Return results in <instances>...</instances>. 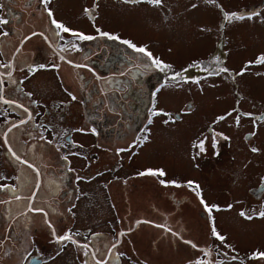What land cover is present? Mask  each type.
Here are the masks:
<instances>
[{
	"label": "flooded vegetation",
	"instance_id": "flooded-vegetation-1",
	"mask_svg": "<svg viewBox=\"0 0 264 264\" xmlns=\"http://www.w3.org/2000/svg\"><path fill=\"white\" fill-rule=\"evenodd\" d=\"M76 1L73 3L72 0L70 2L48 0L45 3L44 0H0V74H2L0 75V155L8 157L12 165V172H10L6 164H3V160H0V250L2 249L4 253L13 248L14 252V260L4 259L1 260L2 264H10L12 261H15L13 264H31L33 263L31 260L35 257L41 259L36 264H97V261H107V264H132L133 261H137L131 254V249L120 248L124 240L129 238V231L120 230L116 233L115 223L113 224L112 217L108 216L110 203L113 205V202L104 192L107 188L105 181L101 182L100 187L103 188V195H98L100 172L108 173L104 170L108 166L111 168L112 162L116 161L115 151L109 150L113 153L107 157L112 159L107 160L105 150L102 151L101 156L98 148L88 146L91 144L98 146L99 139L108 140L111 136L113 140L116 137H130L149 124L150 117L148 119V116H135L134 112L138 108L142 110L149 102V89L152 87L155 74L151 68L147 67V63L133 58L135 48L123 42L128 37L114 32L110 36H118L121 41L100 40L101 31L95 24L98 23L96 10L98 4L103 5L100 4L102 0H88V3L82 5H78ZM108 1L122 3L123 7L135 6L139 3L148 4L151 9H159V3L150 2V0ZM59 6L62 11L72 12L71 16L75 18L74 23L58 14ZM207 8L210 9H202L199 15L208 23L207 25L213 24L214 28H218L214 30L217 32V38L214 41L215 47L210 51L209 67L204 69L203 65H196L195 68L182 73L187 80L192 77H207L206 79L211 81L210 87H217L216 83L222 79L228 82L224 81L226 85L222 89L229 86L232 98L228 96L229 93H224L226 109L219 114L220 116L215 115L216 123L223 125L221 135L228 137L226 139L228 145L232 144L229 139L233 138L230 129H235L241 138L243 145L241 153L244 151L245 154L242 153V155L246 158H242L244 162L237 173L243 176L242 182L249 175L255 174L258 177L248 189L247 197L243 196L244 194L240 197L239 200L244 202V206L238 210V213L244 212L247 215L259 217L257 213L264 211V156L258 152L264 151L262 149L264 148V144L262 145L264 143V133L262 136L264 102L248 93L245 89L247 86L245 81H252L249 76L264 78V69L261 67L264 63L258 62V57L264 56V51H258L254 56L245 58L240 66L235 68L230 64L227 39H230L231 30L236 34L239 28L237 26L243 24L259 23L264 29V0L241 4L236 8H230L224 0H212ZM213 10L218 14L217 17L216 13L213 14ZM225 15L230 16L231 19L226 20ZM84 18L92 23V32L82 31ZM53 20L62 23L73 32L94 38L82 40L70 32H63L57 29ZM215 20L216 24L213 23ZM103 33L108 32L105 30ZM153 58L159 59L149 57L152 61ZM246 65H248L247 68H245ZM223 68L229 69V72L220 71ZM102 71H118L117 75H124L117 78L125 84L124 88L130 86L132 92L136 88L137 100H134L129 108L132 114L129 113L123 122V132H110L109 135H105L104 130L107 128L109 118L100 116L99 110L96 111L97 115L91 114L88 110V98L84 96L81 82L89 78L87 82L89 84L98 76L100 80L99 86H96L97 94L106 95L107 89L103 88L102 79L99 76ZM149 71L152 73L149 74ZM148 76L152 78L148 79ZM120 84L121 82L117 83V85ZM255 88L258 89L257 85ZM117 90H115V96L109 95L110 98L119 97ZM221 90L219 89L220 92ZM90 95L92 96L93 93L91 92ZM151 96L155 98L157 91L152 92ZM75 103L77 105L74 111ZM100 103L103 105L104 99ZM220 117L225 119H219ZM208 133L214 132L210 129ZM251 133L254 135H250ZM253 147L258 151H251ZM21 153H29L33 159L28 161L21 157ZM131 156L132 153L127 154L124 163L131 162L129 160ZM19 163L29 168L34 178V190L28 197L22 196L18 188ZM147 169L141 168L135 173L141 174L147 172ZM71 177L75 178L74 182L81 186L75 197L69 196L66 191L67 178L71 182ZM44 183L46 186L55 188L54 191L61 195L59 202H63L64 208L70 207L69 212L75 202L77 209H80V203H84L80 213L88 220V227H73L71 224L70 228L62 231V228L60 229L51 221L50 213L41 208H33ZM83 184H86V188L90 185L89 191H85L86 194L89 193L87 196L84 195ZM50 199L47 197L45 200ZM25 201H27L28 213L31 212L32 216L38 215L37 219L42 221L41 230L46 231L45 235L49 241L55 245L56 242L59 244L57 245L59 250L56 253L58 258H61L59 260L68 257V261L57 262L59 260L44 255L42 248H36L38 239H32L36 234L33 232L36 228L34 226L36 217L26 219L24 224L20 221L23 216L19 215V207H23ZM90 209L92 211H89ZM64 216H67L66 211ZM260 218L264 219V217ZM103 224H107L108 227H99ZM69 230L72 239L77 243L57 239L68 234ZM40 244L46 246L50 252L55 247L46 243ZM193 244L197 246L194 248L200 252L197 259L204 260L208 264H256V261L260 260L264 263V258L256 257L258 253H264V248L261 246L253 247L250 259L238 260L235 253L230 252L232 248H229V251L216 253L214 249L219 248L218 242H210L209 246H199L194 242L186 245ZM113 245L116 246L113 247ZM85 252L88 255H85ZM206 252L209 254L205 255Z\"/></svg>",
	"mask_w": 264,
	"mask_h": 264
},
{
	"label": "rangeland",
	"instance_id": "rangeland-1",
	"mask_svg": "<svg viewBox=\"0 0 264 264\" xmlns=\"http://www.w3.org/2000/svg\"><path fill=\"white\" fill-rule=\"evenodd\" d=\"M72 1L75 3V0ZM224 1L230 8H236L256 0ZM76 2L82 5L89 1ZM211 3L212 0H161L159 9H151L148 4L138 3L135 6L123 7L122 3L102 0L100 4L103 5L98 4L96 10L98 23L95 26L101 32L106 30L109 35L119 32L128 37L125 41H129L137 48H145L152 57H158L163 65L171 66L162 71L149 56L136 51L133 58L147 63V67L155 74L152 87L149 89V102L142 110L138 108L134 112L135 116H148V119L150 117L149 124L130 137H116L113 140L111 136L108 140L99 139L98 146L93 144L88 146L98 148L101 156L105 150L106 157L113 153L109 150L115 151L116 161L112 162L111 168L108 166L104 170L108 173L100 172L98 195H103V188L100 187L101 182L105 181L107 188L104 192L106 197H111L114 205L110 203L108 216H111L113 224L115 223L116 233L120 230L129 231V238L124 240L120 248L131 249V254L137 259L132 264H196L195 260L200 252L186 245L188 241L199 246H209L210 242H218L219 248L214 249L216 253L232 248L230 252L235 253L238 260L250 259L254 246L264 248V219L260 217L246 219L238 213L244 206V202L239 200L240 197L243 194L247 197L248 189L258 177L255 174L249 175L242 182L243 176L237 173L244 162L242 158H246L242 155L245 152L241 153L243 147L241 138L235 129H230L233 138L229 139L232 144L228 145L227 140L221 135L223 125L216 123L215 115L218 116L226 109L224 93H229L228 96L232 98L231 88L225 86L226 88L222 89L227 82L223 79L215 82L217 87H210L211 81L206 79L207 77H192L187 80L182 73L184 70L195 68L196 65H203L204 69L209 67L210 51L215 47L214 41L217 38V32L214 30L218 28H214L213 24L207 25L199 12L202 9H210L207 6ZM214 13L216 12L213 10ZM58 14L74 23L75 18L71 16L70 10L62 11L59 6ZM216 20L213 23L216 24ZM82 25L83 32H92V23L86 21V18ZM240 26H237L239 28L236 34L231 30L230 39H227L230 64L235 68L239 67L245 58L254 56L258 51H264L263 27L259 23ZM100 33L101 41H121L118 36H115L117 39H111ZM261 67L264 69V66ZM117 72L102 71L99 74L103 88L107 89L106 95L97 94L96 86H99L100 80L98 76L89 84H87L89 78L81 82L91 114H96L99 110L100 116L109 118L107 128L104 130L105 135L124 131L123 122L129 113L132 114L129 108L133 101L137 100L136 88L133 92L130 86L124 88L122 80H117L124 75L119 76ZM151 73L149 71V74ZM177 73L180 75L177 76ZM108 74L111 75L108 77ZM151 78L152 76H148V79ZM201 78L203 80H200ZM249 78L252 81H245L247 85L245 89L251 96L264 102V78L252 76ZM119 82L121 84L117 85ZM256 85L260 90L255 88ZM116 89L119 90H117L119 97L110 98L109 95L115 96ZM219 89H222L221 92ZM155 91L157 96L153 98L151 93ZM102 99L103 105L100 103ZM76 105L77 103L73 105L74 111ZM210 129L214 133L209 134ZM263 133L264 130L262 136ZM122 149L124 151H121ZM258 152L264 156V151ZM129 153H132L129 159L131 162L124 163V159L127 158L125 156ZM21 157L28 161L33 159L29 153H21ZM106 159L111 160L112 157ZM0 160H3V164L12 172L10 159L0 155ZM18 165V188L22 196L28 197L34 190V178L29 168L20 163ZM141 168H148L147 172H143L144 175L135 173ZM149 170H153L152 172L162 170L165 175L149 174ZM74 180L75 178L71 177L70 182L67 178L66 191L69 196L75 197L81 186ZM161 180L166 183L162 184ZM173 181L175 184L171 183ZM189 181L193 183L189 185ZM82 189L85 196L89 195L85 191H89L90 185L86 188V184H83ZM54 190L53 186H46L44 183L37 195L38 201L36 200L32 207L50 213L51 221L62 228V231L70 228L71 224L73 227H88V220L80 213L84 203H80V209H77L75 202L69 212L70 207L62 206L63 202H59L61 195ZM94 195L97 196L95 193ZM47 197L51 199L45 200ZM201 197L204 203L201 202ZM26 204L27 201L23 207H19V215L23 216L20 221L24 224L26 219L36 217L34 221L36 228L33 231L36 234L32 239L37 238L40 243L55 246L50 252L46 246L37 242L36 248H42L44 255H49L51 259H61L56 255L59 244L56 242L55 245L49 241L45 235L46 231L41 230L42 221L37 219L38 215L32 216L31 212L28 213ZM204 204L212 207V211L209 212ZM65 211L67 216H64ZM71 215L72 217H69ZM213 224L216 231L225 237L223 241L212 236ZM99 227L107 228L108 225L103 224ZM2 252L1 249L0 264L4 259L14 260L13 248ZM5 255L7 257H4ZM256 264L264 263L260 260L256 261Z\"/></svg>",
	"mask_w": 264,
	"mask_h": 264
},
{
	"label": "snow or ice",
	"instance_id": "snow-or-ice-1",
	"mask_svg": "<svg viewBox=\"0 0 264 264\" xmlns=\"http://www.w3.org/2000/svg\"><path fill=\"white\" fill-rule=\"evenodd\" d=\"M44 2L47 3L48 0H44ZM125 2H128V0H125ZM132 2H135V0H132ZM150 2H154V3H157V4H158V3L161 2V0H150ZM86 11H88V10H86ZM232 15L235 16V14H232ZM49 16H51V12H49ZM237 18H240V17H237ZM225 19L228 20V19H231V17L228 16V15H225ZM53 23L56 25L57 29H60V30H62L63 32H70L72 35L77 36L79 39H82V40H90V39H93V38H94V37H91V36L84 35V34H82V33H76V32H73L71 29L67 28V27L64 26L62 23H59V22H57V21H55V20H53ZM98 31H99V30H98ZM100 35H102V36H108V37L111 38V39H117V38H118V37L110 36L108 33H103V32H101ZM123 42L126 43V44H129L130 47L135 48L136 51L141 52V53H144L145 55L151 57V53H150V52H146V49H145V48H143V47H139V48H137L135 45L131 44L129 41H123ZM61 59H63V57H61ZM258 62H260V63H264V56L258 57ZM153 63H154L156 66L161 67V70H162V71H163L165 68H170V67H171L170 65H163V62H162V61H160L159 59H155V58H153ZM249 63H251V62H249ZM3 67H8V65H3ZM247 67H248V65L245 66V68H247ZM220 71H223V72H229V69H227V68H223V69H221ZM241 74H242V73H241ZM0 75H2V74H0ZM176 75L179 76L180 73H177ZM73 99H75V97H73ZM229 115H231V113H229ZM246 115H250V114H246ZM219 119H225V117H220ZM166 122H167V121H166ZM236 122H237V124L239 123V118H238V117H237ZM93 131H94V130H93ZM250 135H254V133H251ZM224 138H225V139H228V137H224ZM201 150H203V148H202V144H201ZM121 151H124V150L122 149ZM251 151H253V152H257L258 149L255 148V147H253V148L251 149ZM17 159H19V157H17ZM25 163H27V162L25 161ZM29 166H31V165H29ZM144 174H145V173H141L140 175H144ZM149 174H153V175H157V174H158V175H160V176L165 175V173H164L162 170H157V172H152L151 170H149ZM161 183H162V184H165L166 182L163 181V180H161ZM171 183H172V184H175L174 181L171 182ZM188 183H189V185H191L193 182L189 181ZM176 186H179V185H176ZM196 187L198 188L199 186L197 185ZM201 202L204 203L202 197H201ZM204 206H205V208H206L209 212L212 211V207L208 206L207 204H204ZM229 207H231V205H229ZM240 215H241V216H244L246 219H252V218H253V216H251V215H247V214L244 213V212H241ZM257 215H258L259 217H264V211H260V212H258ZM158 227H159V225H158ZM169 231H171V230L169 229ZM211 231H212V236H213L214 238H216V239H218V240H220V241H223V240L225 239V237L221 236V235L216 231L214 224H213V227H212ZM121 235H124V233H121ZM173 235H175V233H173ZM57 239H58L59 241H70V242H72V243H77L75 240L72 239V235H71V233H70V230H69V233H68V234H65L64 236H61V237H57ZM186 243H191V242H186ZM115 246H116V245H113V247H115ZM192 246H193V247H197V246L194 245V244H193ZM82 247H86V246H82ZM208 254H209V253H207V252L205 253V255H208ZM85 255H88V253L85 252ZM256 257H258V258H264V253H258V254H256ZM233 259H235V257H233ZM97 264H107V261H97ZM196 264H208V262H206V261L201 260V259L198 258L197 261H196Z\"/></svg>",
	"mask_w": 264,
	"mask_h": 264
},
{
	"label": "bare ground",
	"instance_id": "bare-ground-1",
	"mask_svg": "<svg viewBox=\"0 0 264 264\" xmlns=\"http://www.w3.org/2000/svg\"><path fill=\"white\" fill-rule=\"evenodd\" d=\"M31 264H36V263L33 261V263H31Z\"/></svg>",
	"mask_w": 264,
	"mask_h": 264
}]
</instances>
